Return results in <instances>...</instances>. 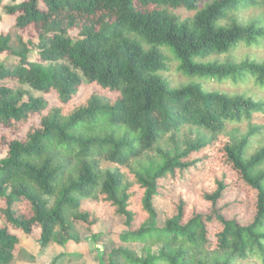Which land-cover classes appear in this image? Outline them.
I'll list each match as a JSON object with an SVG mask.
<instances>
[{
	"label": "trees",
	"instance_id": "1",
	"mask_svg": "<svg viewBox=\"0 0 264 264\" xmlns=\"http://www.w3.org/2000/svg\"><path fill=\"white\" fill-rule=\"evenodd\" d=\"M259 3H4L16 34H0V58L17 60L0 62V124L16 136L0 138V264L20 256L17 233L67 246L77 227L109 235L98 224L124 227L101 264L264 263V20L238 14ZM202 172L198 208L164 200Z\"/></svg>",
	"mask_w": 264,
	"mask_h": 264
},
{
	"label": "rangeland",
	"instance_id": "2",
	"mask_svg": "<svg viewBox=\"0 0 264 264\" xmlns=\"http://www.w3.org/2000/svg\"><path fill=\"white\" fill-rule=\"evenodd\" d=\"M9 0H0V16L2 15L4 19L0 21V34H6L8 31H12L13 34H16L15 28H13L15 22V16H7L3 15L4 13V3ZM210 1V0H209ZM260 3L257 6H252L247 9H243L238 14L242 18L253 19V18H262L264 20V0H259ZM203 6V4L201 5ZM200 6V7H201ZM183 15L192 16L194 12L181 11ZM72 35L77 36L78 31L74 30ZM35 37V28L33 26H29L27 28L26 38ZM260 51H264V48L258 49ZM4 60L10 61L11 59L17 60V58L13 57H5L2 55ZM0 58V62L2 61ZM172 65V64H171ZM176 64L173 63L172 70L169 73L172 81L177 84L184 80V77L175 70ZM211 87H219L220 85L216 82L209 83ZM98 87L96 85H87L82 88L80 95L77 96L74 100L69 103V107H73L75 104L83 101L89 94ZM223 89H230L232 85L224 84L222 85ZM30 91L39 96L41 93L30 89ZM48 98L53 104H59V100L57 98V94L53 91ZM236 134L240 137L247 135L249 130L248 124L240 125L236 128ZM16 134H14L10 129L0 124V138L4 137L6 140L10 141L14 139ZM6 153V146H2L0 149V157H3ZM214 161H211L210 165L214 164ZM220 171V166L218 167ZM205 172V170L203 171ZM199 174L196 178L187 179L184 181H180V183L172 184V190L164 197V200L168 202L170 199H175L176 196L182 191V195L184 193L185 196L191 202V208H198L195 204V199L198 197V188L203 184H200L202 179L205 177V173ZM200 184V185H199ZM241 191H238L233 194L230 193L229 199L235 198ZM245 193H242L244 195ZM228 199V200H229ZM242 199V198H241ZM223 201L220 207H227L229 202ZM203 202L199 200V205L202 210L207 209V205L202 204ZM124 227L120 225L111 226L108 225L106 228H103L102 225L98 224L94 228L95 233H106L110 235H102L100 239H95L91 235L92 233L82 229L81 227H77L79 236L81 237L77 242H70L67 246L59 245L54 241H51L46 247L42 248L38 239L40 237V230L36 229L32 235H24L22 233H17L20 238V245L18 246V251L20 250V256H17L11 264H53L55 260H58L61 264H101L102 260H106L104 257V249L107 246L111 247L114 242L118 241V234L123 232ZM154 251L157 252V248L154 247ZM63 255V256H60ZM137 255H143L142 244L139 245L137 250ZM247 262H251L254 264H264L261 260L250 259Z\"/></svg>",
	"mask_w": 264,
	"mask_h": 264
},
{
	"label": "crops",
	"instance_id": "3",
	"mask_svg": "<svg viewBox=\"0 0 264 264\" xmlns=\"http://www.w3.org/2000/svg\"><path fill=\"white\" fill-rule=\"evenodd\" d=\"M8 1H6V3H7Z\"/></svg>",
	"mask_w": 264,
	"mask_h": 264
}]
</instances>
